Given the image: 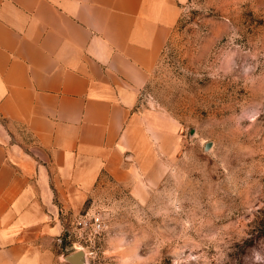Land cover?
<instances>
[{
	"label": "crops",
	"instance_id": "0c3cea01",
	"mask_svg": "<svg viewBox=\"0 0 264 264\" xmlns=\"http://www.w3.org/2000/svg\"><path fill=\"white\" fill-rule=\"evenodd\" d=\"M187 1L0 0V264H57L103 174L162 182L179 142L138 105Z\"/></svg>",
	"mask_w": 264,
	"mask_h": 264
},
{
	"label": "rangeland",
	"instance_id": "374dc122",
	"mask_svg": "<svg viewBox=\"0 0 264 264\" xmlns=\"http://www.w3.org/2000/svg\"><path fill=\"white\" fill-rule=\"evenodd\" d=\"M182 7L138 105L179 142L165 176L103 174L65 214L57 264L78 249L88 264H264V0Z\"/></svg>",
	"mask_w": 264,
	"mask_h": 264
},
{
	"label": "water",
	"instance_id": "95a60500",
	"mask_svg": "<svg viewBox=\"0 0 264 264\" xmlns=\"http://www.w3.org/2000/svg\"><path fill=\"white\" fill-rule=\"evenodd\" d=\"M65 260L70 264H88L87 252L84 249H78L66 255Z\"/></svg>",
	"mask_w": 264,
	"mask_h": 264
},
{
	"label": "built area",
	"instance_id": "2783aa9c",
	"mask_svg": "<svg viewBox=\"0 0 264 264\" xmlns=\"http://www.w3.org/2000/svg\"><path fill=\"white\" fill-rule=\"evenodd\" d=\"M96 221H98V222H99L100 220H99V219H97ZM98 225H100V224H98Z\"/></svg>",
	"mask_w": 264,
	"mask_h": 264
}]
</instances>
